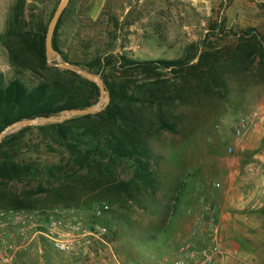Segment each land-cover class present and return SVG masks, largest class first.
Segmentation results:
<instances>
[{"label":"rangeland","instance_id":"obj_1","mask_svg":"<svg viewBox=\"0 0 264 264\" xmlns=\"http://www.w3.org/2000/svg\"><path fill=\"white\" fill-rule=\"evenodd\" d=\"M21 1L0 0L3 83L18 78L33 88L41 82L69 80L48 61L44 65L33 53L24 52L19 39L8 35ZM62 1L24 0L20 27L34 33L48 28ZM65 11L57 39L67 61L58 53L65 63L82 66L111 48L114 54H125L135 61L171 62L194 57L196 64L205 42L214 49L232 51L241 36L253 31L264 34V0H72ZM159 73L169 88L181 82L172 68ZM226 78L225 90L194 96L191 103L177 101L162 109L148 102L137 104L146 119L143 123L152 129L149 142L157 157L156 193H134L137 198L126 201V195L117 189L93 191L90 186L76 184L83 189L72 199L63 200L57 197L63 184L55 176L43 184L40 177L32 184H15L13 189L26 195V203L33 209L74 210L90 217L94 206L106 203L110 212L105 219L111 227L108 245L70 254L56 252L47 244L36 245L19 256L16 264H201L205 252L215 249L209 241L216 230L198 225V199L206 196L216 200L225 190L264 189V73L256 62L250 71H226ZM131 80L136 87L146 89L155 79L135 71ZM84 89V97L96 105L101 95L98 98L90 88ZM140 97L146 100L144 95ZM159 117L174 125L175 131H158ZM242 118L249 120L250 129L239 138L233 131ZM19 153L20 158L41 168L64 167L69 159L53 131L37 128L22 134ZM116 174L121 181L130 182L135 167L129 161L120 162ZM58 199L72 207L64 208ZM148 235L156 240H140ZM185 246L191 247L189 253L182 252Z\"/></svg>","mask_w":264,"mask_h":264},{"label":"trees","instance_id":"obj_2","mask_svg":"<svg viewBox=\"0 0 264 264\" xmlns=\"http://www.w3.org/2000/svg\"><path fill=\"white\" fill-rule=\"evenodd\" d=\"M24 11L22 0L15 9L8 35L19 39L24 52L33 53L47 65V28L39 33L25 31L20 27ZM65 14L66 11L57 26L53 45L67 61L57 39ZM228 50L214 49L205 42L196 64L193 63L194 57L171 62L135 61L125 54H114V48L103 55L98 54L87 66L70 62L101 74L110 94V103L104 111L95 115L40 127L27 126L6 136L0 143V209H33V206L26 203V195L13 188L17 183L37 182L38 177L42 179L39 182L41 184L51 176L57 177L63 184L57 197L63 200L72 199L78 189L88 186L93 191L101 187L107 190L117 189L126 195V201L135 200L137 196L134 193L138 196L148 191L156 193L158 180L154 159L157 157L149 142L152 129L143 123L146 119L142 116V111L137 109V104L148 102L151 106L162 109L164 105L177 101L191 103L194 96L201 94L214 95L218 90L227 88L226 71L230 70L235 74L250 71L256 62L264 73V34L253 31L241 36L235 49ZM197 51L198 49L196 55ZM169 68L181 80L178 85L172 84L170 88L166 85L167 81L160 78L159 73ZM56 71L68 76L69 80L41 82L29 88L18 78L5 85L0 77V133L22 120L58 116L64 111L93 106L83 92L84 88H90L99 98L100 90L95 83L70 71ZM135 71L147 75L149 79H155L150 82L149 88L136 87L131 80ZM135 88H142V91ZM141 94L146 100L140 97ZM174 127L169 121L159 117L158 131L174 132ZM33 128L53 131L60 146L69 154L66 166L41 168L30 160L20 158L22 134ZM123 161L132 162L135 167V174L130 182L121 181L117 177L116 166ZM73 184L82 187H74ZM62 199H58L60 205L64 208L72 207L64 204ZM103 222L110 230L106 219ZM140 240L153 242L156 238L148 235Z\"/></svg>","mask_w":264,"mask_h":264},{"label":"built area","instance_id":"obj_3","mask_svg":"<svg viewBox=\"0 0 264 264\" xmlns=\"http://www.w3.org/2000/svg\"><path fill=\"white\" fill-rule=\"evenodd\" d=\"M249 129V120L242 118L233 132L240 138ZM198 206V225H209L210 229L216 230V206L206 196L198 199ZM109 212L110 206L106 203L94 206L90 217L74 210L0 209V264H16L19 256L30 252L36 245L47 244L63 254L98 244L108 245L109 229L103 220ZM190 251L191 247L185 246L182 252ZM215 257V250L205 252L201 264H215Z\"/></svg>","mask_w":264,"mask_h":264},{"label":"crops","instance_id":"obj_4","mask_svg":"<svg viewBox=\"0 0 264 264\" xmlns=\"http://www.w3.org/2000/svg\"><path fill=\"white\" fill-rule=\"evenodd\" d=\"M208 199L217 208L216 233L209 241L215 264H264V189L225 190Z\"/></svg>","mask_w":264,"mask_h":264},{"label":"water","instance_id":"obj_5","mask_svg":"<svg viewBox=\"0 0 264 264\" xmlns=\"http://www.w3.org/2000/svg\"><path fill=\"white\" fill-rule=\"evenodd\" d=\"M71 2L72 0H63L58 6L57 10L54 13L53 18L51 19L48 25L46 39H45L47 61L52 66H55L64 71L73 72L95 83L100 90L101 98L99 102L96 105L90 108H87V109L71 110L66 113H62L61 115H58V116L39 117L35 119L22 120L17 123H14L0 133V143L3 141V139L6 136L13 133L17 129H21L27 126L40 127V126H46L50 124L64 123L65 121L71 120L73 118L83 117V116H88V115H95L99 112L104 111L106 107L108 106V104L110 103V94L107 91L105 82L100 75H96L79 66L65 63L62 59V56L54 48L53 40H54L57 26L65 10L67 9V7L69 6Z\"/></svg>","mask_w":264,"mask_h":264}]
</instances>
